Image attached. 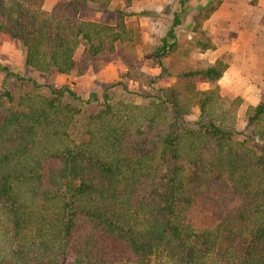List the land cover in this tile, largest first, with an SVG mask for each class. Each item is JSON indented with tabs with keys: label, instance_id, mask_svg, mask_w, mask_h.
Instances as JSON below:
<instances>
[{
	"label": "trees",
	"instance_id": "16d2710c",
	"mask_svg": "<svg viewBox=\"0 0 264 264\" xmlns=\"http://www.w3.org/2000/svg\"><path fill=\"white\" fill-rule=\"evenodd\" d=\"M44 1L0 0V39L23 48L28 70L69 77L79 47L93 62L135 40L122 10L114 24L79 17L90 5L108 12L110 0H57L48 10ZM191 1L178 0L153 50L159 65L181 51ZM215 10L195 14L192 48L215 49L201 29ZM227 68L218 58L133 93L126 81L151 86L162 75L128 66L113 85L124 100L108 89L83 98L68 83L1 67L0 264H264V102L245 111L249 133L237 130L219 94ZM218 181L232 199L198 230L187 215Z\"/></svg>",
	"mask_w": 264,
	"mask_h": 264
},
{
	"label": "rangeland",
	"instance_id": "374dc122",
	"mask_svg": "<svg viewBox=\"0 0 264 264\" xmlns=\"http://www.w3.org/2000/svg\"><path fill=\"white\" fill-rule=\"evenodd\" d=\"M57 0H45L44 9H50ZM178 0H132L126 6L123 0H110L108 12L96 10L94 5L83 9L79 17L114 24L115 10L128 14L125 24L136 33L132 44L118 46L114 54H102L93 62L81 59L83 47L75 52L76 69L66 77L56 73L43 74L24 66V50L9 37L0 39V82L1 67L33 78L40 84L60 85L68 83L83 98L91 93L108 89L126 100L119 86H113L128 66H136L149 76H160L151 86L146 82L126 81V88L133 93L156 92L160 87L178 83L175 75L192 68L204 67L222 58L228 68L218 81L219 94L225 109L235 114L237 130L250 129L246 125L247 107L264 102V0H192L177 30L180 52L159 65L153 50L158 46L171 24V17ZM216 10L203 22L202 31L215 45L214 50L200 51L192 48L194 35L193 18L200 9ZM189 51L187 56L183 55ZM164 70V71H163ZM206 89L207 83L198 84ZM143 103V98L135 97ZM195 116H190L193 121ZM232 199L230 189L223 181L213 183L198 198L187 215V223L202 230L212 228L225 215Z\"/></svg>",
	"mask_w": 264,
	"mask_h": 264
}]
</instances>
